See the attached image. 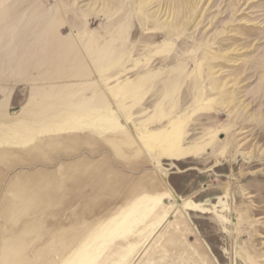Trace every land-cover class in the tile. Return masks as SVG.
<instances>
[{
  "label": "rangeland",
  "instance_id": "rangeland-1",
  "mask_svg": "<svg viewBox=\"0 0 264 264\" xmlns=\"http://www.w3.org/2000/svg\"><path fill=\"white\" fill-rule=\"evenodd\" d=\"M0 264H264V0H0Z\"/></svg>",
  "mask_w": 264,
  "mask_h": 264
},
{
  "label": "crops",
  "instance_id": "crops-1",
  "mask_svg": "<svg viewBox=\"0 0 264 264\" xmlns=\"http://www.w3.org/2000/svg\"><path fill=\"white\" fill-rule=\"evenodd\" d=\"M76 95H78L76 92L73 94L72 93V91H68L66 94H63L62 96H61V99L62 100H67V99H69V98H71L72 96L73 97H75ZM66 148H69V146H66ZM101 179V178H100ZM102 181H103V179H101ZM105 182H106V180H105ZM33 183V182H32ZM33 184H35V183H33ZM36 184H39V182L38 183H36ZM55 184V183H54ZM145 185V184H144ZM110 187V184H104V187H103V189H105V190H108V188ZM135 188H137V195H135V197H136V204H140L141 202H143V203H145V206L144 207H142V208H135V210H133L134 212H132L133 213V215L132 216H137V218L134 220V219H132V220H130V222H128V227H130V229L131 228H140L141 227V225H144V227L143 228H146V225H147V227L148 226H155L159 221V219L161 218V216L163 215L162 213H161V211L160 212H158V210H153L152 211V209H154L155 207H152L153 206V202H151V201H149L150 200V198L152 197L151 195H153V192L150 194L149 192H148V190H146V189H144V188H140L139 186H136L135 185ZM140 192H142V193H140ZM149 194V195H148ZM130 194H128L127 196H126V198L129 196ZM130 198V197H129ZM158 212V213H153V212ZM152 214V216H150ZM155 214V216H153ZM151 217V218H150ZM180 217H178V218H176V220L177 219H179ZM175 220V221H176ZM126 223V222H125ZM117 226H119L118 224H116V225H112V227L113 228H116ZM152 228V227H151ZM55 235V234H54ZM74 233H72V234H66V235H64V236H57V237H61V238H63V239H61V240H63V243H59V244H53V246H55V245H59V246H67V247H69V246H76V244H78V242H81L82 243V241L83 240H78L77 239V237H81L82 236V234L80 233V234H77V235H74ZM84 237V236H83ZM59 239V238H58ZM57 238H56V240H58ZM66 239H68L67 240V242L65 243V240ZM60 240V239H59ZM167 241V240H166ZM63 244V245H62ZM79 245V244H78ZM75 250V249H74ZM67 251H71V249L69 250H67ZM77 251H79V250H77Z\"/></svg>",
  "mask_w": 264,
  "mask_h": 264
},
{
  "label": "bare ground",
  "instance_id": "bare-ground-1",
  "mask_svg": "<svg viewBox=\"0 0 264 264\" xmlns=\"http://www.w3.org/2000/svg\"><path fill=\"white\" fill-rule=\"evenodd\" d=\"M143 259V258H142ZM141 262V261H140Z\"/></svg>",
  "mask_w": 264,
  "mask_h": 264
}]
</instances>
